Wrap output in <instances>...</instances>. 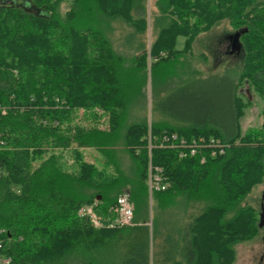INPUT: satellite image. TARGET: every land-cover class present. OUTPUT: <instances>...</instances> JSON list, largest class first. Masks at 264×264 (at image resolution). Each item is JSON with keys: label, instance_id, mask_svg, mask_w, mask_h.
I'll list each match as a JSON object with an SVG mask.
<instances>
[{"label": "trees", "instance_id": "trees-1", "mask_svg": "<svg viewBox=\"0 0 264 264\" xmlns=\"http://www.w3.org/2000/svg\"><path fill=\"white\" fill-rule=\"evenodd\" d=\"M24 1L0 6V255L10 264H235L237 245L263 229L248 198L264 185V122L242 131L238 90L247 84L264 103V0H153L161 26L150 49L148 0H72L64 14L62 0ZM118 19L128 27L116 48ZM224 21L243 32L241 71L173 85L176 58ZM200 138L225 152L177 146ZM151 167L165 190L150 192ZM125 192L133 223L110 226ZM88 206L101 226L80 215Z\"/></svg>", "mask_w": 264, "mask_h": 264}, {"label": "rangeland", "instance_id": "rangeland-1", "mask_svg": "<svg viewBox=\"0 0 264 264\" xmlns=\"http://www.w3.org/2000/svg\"><path fill=\"white\" fill-rule=\"evenodd\" d=\"M72 0H62L59 11L64 14L69 10ZM3 0L0 3L3 4ZM5 1L4 3H11ZM148 13V33L145 36V42H147L148 49L152 42L158 35L159 27V11L153 0L147 1ZM114 33L112 35V41L117 48L121 44V34L125 27L128 25L122 20L118 19L113 22ZM233 28L227 21L222 22L219 25L213 27L207 33L199 35L189 52H183L182 55L176 58L177 70L179 79H175L173 85H178L186 80L193 81H207L209 83H215L224 77L233 79L241 71L243 67L244 55L240 51L239 53H229L230 40L229 38L234 35ZM185 47V39L179 37L177 41V48L183 50ZM149 102L148 109L145 115L148 119L151 118V98H150V85L148 86ZM238 94L243 98L246 103L244 116L240 120L242 131H247L251 128L260 127L264 122V103L259 96L251 89L247 84H242L238 90ZM154 117H156L154 115ZM85 153L89 161L100 163L103 162L102 158L94 151L85 150ZM63 163L66 167L71 168L72 159L69 152L64 153ZM248 203L253 206L259 213L261 218V212L264 207V185L257 188L248 198ZM237 259L235 264H264V228L260 231L257 237L247 243L239 244L236 247Z\"/></svg>", "mask_w": 264, "mask_h": 264}, {"label": "built area", "instance_id": "built-area-1", "mask_svg": "<svg viewBox=\"0 0 264 264\" xmlns=\"http://www.w3.org/2000/svg\"><path fill=\"white\" fill-rule=\"evenodd\" d=\"M172 139L175 141L177 138L175 136ZM163 141L166 145L171 142L169 138H164ZM171 143L168 146H175L174 143ZM177 146L181 148L190 149L191 155H195L197 153L198 148L208 147L212 149V156H216L217 154H223L225 152V148L227 147V145L215 138L209 139L208 141L204 138H200L198 140L192 139L190 143H188L184 139H180L179 144ZM150 147H152V145H150ZM181 156H185V154L181 153ZM156 171L160 172L159 169H156ZM157 172L153 173L151 167L149 176L150 192H152L153 190L160 189L165 190L167 188V185L162 183V177ZM112 212L115 214L116 217L110 224V226L122 227L131 225L133 223L134 211L128 192H125L118 197L116 205L112 207ZM80 215L82 217L89 218L95 226H101L100 218L97 217L92 207L88 206L82 208L80 210ZM10 262L11 258L0 255V264H10Z\"/></svg>", "mask_w": 264, "mask_h": 264}, {"label": "water", "instance_id": "water-1", "mask_svg": "<svg viewBox=\"0 0 264 264\" xmlns=\"http://www.w3.org/2000/svg\"><path fill=\"white\" fill-rule=\"evenodd\" d=\"M242 33L243 32H236L234 35H232L233 47L238 51H241V49H242V46L240 43V37H241ZM99 199H100V197H99ZM260 227L264 228V207H263L262 212H261Z\"/></svg>", "mask_w": 264, "mask_h": 264}, {"label": "flooded vegetation", "instance_id": "flooded-vegetation-1", "mask_svg": "<svg viewBox=\"0 0 264 264\" xmlns=\"http://www.w3.org/2000/svg\"><path fill=\"white\" fill-rule=\"evenodd\" d=\"M4 2L5 1H9V0H3ZM11 1V0H10ZM2 2V0H0V3ZM3 2V4L4 5H1L0 4V6H9V5H18V6H24L25 5V1L24 0H12V2L11 3H4ZM229 40H230V46L228 47L229 48V53H233V52H235V53H239L240 51H238V50H236L234 47H233V38H232V36L229 38Z\"/></svg>", "mask_w": 264, "mask_h": 264}]
</instances>
